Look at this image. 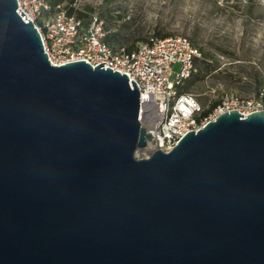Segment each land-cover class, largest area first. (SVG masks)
I'll return each instance as SVG.
<instances>
[{"label": "water", "instance_id": "95a60500", "mask_svg": "<svg viewBox=\"0 0 264 264\" xmlns=\"http://www.w3.org/2000/svg\"><path fill=\"white\" fill-rule=\"evenodd\" d=\"M16 9L0 0V264H264V111L138 158L136 83L52 65Z\"/></svg>", "mask_w": 264, "mask_h": 264}, {"label": "built area", "instance_id": "2783aa9c", "mask_svg": "<svg viewBox=\"0 0 264 264\" xmlns=\"http://www.w3.org/2000/svg\"><path fill=\"white\" fill-rule=\"evenodd\" d=\"M16 12L24 22H33L43 50L52 65L84 60L92 67L106 62L103 68L125 73L139 91L138 119L151 140L142 148L149 154L170 150L188 131H196L225 111L237 110L246 117L264 111V87L251 95L224 97L204 113L197 99L182 87L197 72L199 48L181 35L150 36L135 49L116 48L107 41V31L97 13L86 21L64 10L50 13L47 0H16ZM175 66L177 68L175 69Z\"/></svg>", "mask_w": 264, "mask_h": 264}, {"label": "rangeland", "instance_id": "374dc122", "mask_svg": "<svg viewBox=\"0 0 264 264\" xmlns=\"http://www.w3.org/2000/svg\"><path fill=\"white\" fill-rule=\"evenodd\" d=\"M73 7L87 13L85 20L97 13L107 35L116 34V48L159 34L188 38L201 56L184 85L204 111L264 87V0H74Z\"/></svg>", "mask_w": 264, "mask_h": 264}, {"label": "trees", "instance_id": "16d2710c", "mask_svg": "<svg viewBox=\"0 0 264 264\" xmlns=\"http://www.w3.org/2000/svg\"><path fill=\"white\" fill-rule=\"evenodd\" d=\"M47 2L49 3L50 5V13H54L56 11H59V10H64L67 14H73L75 15L77 18L79 19H83L84 21H86L88 19L85 20L84 18L86 17L87 13H83V11L81 10H78V9H75L73 7V3H74V0H47ZM86 11H90L91 10V7H86L85 8ZM105 30L107 31L108 28H105ZM166 36L165 34H159V37H164ZM115 37H116V34L113 33V34H110V35H107L106 39L107 41L109 42L110 45H112L110 42H113L115 41ZM139 39H137L138 41ZM147 40V38H144V39H141L139 42H137V44L135 45L134 43H131L130 45H128L127 47H124L126 50L130 51V50H133L136 48V46L138 45V43L140 42H143ZM113 46V45H112ZM187 87L186 85H184L182 87V91L183 92H188L187 91ZM216 104H218V102H213L209 109L205 110L204 113L206 114L207 112H209L214 106H216Z\"/></svg>", "mask_w": 264, "mask_h": 264}]
</instances>
